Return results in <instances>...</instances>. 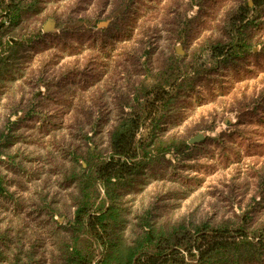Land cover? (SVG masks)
I'll use <instances>...</instances> for the list:
<instances>
[{"label":"rangeland","instance_id":"rangeland-1","mask_svg":"<svg viewBox=\"0 0 264 264\" xmlns=\"http://www.w3.org/2000/svg\"><path fill=\"white\" fill-rule=\"evenodd\" d=\"M42 1L39 14L25 19L18 30L11 28L9 41L23 47L12 54L14 74L0 91V131L9 121H17L11 126L17 138L11 146L0 147V190L26 196L36 205V195L55 196L60 191L54 184L56 176L49 179L48 185L50 181L53 185L46 191H35L34 182L41 187L48 178L41 182L30 178L39 173L37 166L46 172L65 164L61 159L44 164V147L50 142L55 148V137L63 147L73 145V112L79 108L100 112L108 131L113 123L107 118L114 116L108 113L118 114L126 95L134 97L141 86L168 80L165 72L175 65L183 73L196 71L200 81L193 89H183L186 98L176 108V121L166 122V137L189 142L205 134L207 139L186 157L169 155L176 167L165 162L157 166L145 192L135 200L137 209L157 204L173 219L193 215L197 220L216 218L237 226L249 212L251 225L262 226L264 15L249 29L251 54L236 62V68L206 53L208 46L227 39L230 8L245 1L253 9L254 1ZM201 1L204 6L198 5ZM49 20L56 21L57 32L45 34ZM21 30L26 32L24 38ZM40 33L46 37L35 38ZM9 158L14 159L11 164ZM61 206L68 217V204L60 201ZM55 219L67 223L63 216Z\"/></svg>","mask_w":264,"mask_h":264},{"label":"trees","instance_id":"trees-1","mask_svg":"<svg viewBox=\"0 0 264 264\" xmlns=\"http://www.w3.org/2000/svg\"><path fill=\"white\" fill-rule=\"evenodd\" d=\"M253 1V9L245 1L230 8L227 39L206 48L212 59L236 68V62L251 54L249 29L264 15V0ZM42 3L0 0V91L14 74L12 54L16 56L23 47L9 41L11 28L18 30L25 19L39 14ZM25 33L19 32L23 38ZM41 35L46 37L40 33L35 38ZM168 70V80L141 86L134 97L126 95L118 114L108 113L114 115L107 118L113 123L108 131L100 112L86 108L73 112V145L63 147L55 137L51 140L55 148L50 142L44 147V164L57 159L65 164L46 172L37 166L38 177L30 178L40 182L48 178L41 187L34 182L35 191H46L53 185L51 181L48 185L49 179L56 176L54 184L60 191L55 196L36 195V205L26 196L0 190V264H264V224L254 228L249 212L237 226L216 218L197 220L193 215L173 219L157 204L137 209L135 200L145 192L157 166L165 162L176 167L169 155L183 158L202 145L166 137V122L176 121V108L186 98L183 89H193L200 81L196 71L183 73L175 65ZM82 104L81 100L79 107ZM13 123L0 131L1 149L15 143ZM57 199L63 206L68 204V217ZM56 216L67 218V223L60 224Z\"/></svg>","mask_w":264,"mask_h":264},{"label":"water","instance_id":"water-1","mask_svg":"<svg viewBox=\"0 0 264 264\" xmlns=\"http://www.w3.org/2000/svg\"><path fill=\"white\" fill-rule=\"evenodd\" d=\"M250 4L252 5V2L250 1ZM43 32L45 34H52V33H55L57 32V28H56V21L54 20H49L45 25H44V28H43ZM230 123V122H229ZM228 123V124H229ZM207 137L205 134H199L195 137H193L190 141H189V144L190 145H196V144H200L204 141H206Z\"/></svg>","mask_w":264,"mask_h":264}]
</instances>
